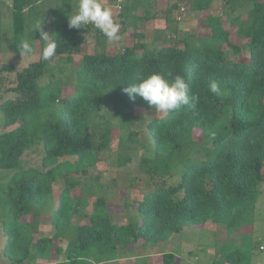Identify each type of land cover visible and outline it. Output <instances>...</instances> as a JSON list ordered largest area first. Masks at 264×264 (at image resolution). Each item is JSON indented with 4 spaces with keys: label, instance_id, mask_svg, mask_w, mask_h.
Returning <instances> with one entry per match:
<instances>
[{
    "label": "trees",
    "instance_id": "16d2710c",
    "mask_svg": "<svg viewBox=\"0 0 264 264\" xmlns=\"http://www.w3.org/2000/svg\"><path fill=\"white\" fill-rule=\"evenodd\" d=\"M49 1L9 4L13 53L19 54L20 42L28 39L33 49L38 43L41 54L33 26L40 22L47 31L48 19V33L56 39L57 49L50 60L43 61L40 55L17 72L13 86L4 89L0 79V95H11L0 103V126L6 129L0 132V171H17L25 152L35 146L43 150L40 169L15 172L0 184V229L5 236L1 252L7 264H38L53 258V264H110L131 248L167 242L184 228L219 225L226 233L241 234L252 220L264 180V2L221 0L222 15L235 27L236 38L245 41L242 46L230 42L221 18L210 13L213 0H173L164 19L180 23L171 13L183 4L196 15L205 13L199 23L209 36L189 35L177 41L163 37L161 46L155 47L140 41V29L156 18V12L149 14L146 8L155 7L157 0H126L114 20L121 24V33L133 29L136 41L122 52L108 54L99 43L105 37L92 25L69 27L71 0H59L54 8ZM110 1L116 5V0ZM140 7L144 14L138 16ZM92 31L95 51L84 53L73 67L69 82L73 91L62 97L67 81L61 74L74 64V52ZM243 47L246 62L227 58L226 51L236 56ZM3 71L13 68L3 65ZM152 73L166 79L182 76L189 97L196 101L194 106L190 102L152 117L145 125L150 144L142 147L151 155L139 159L138 171L147 178L148 191L134 203L135 217L112 221L98 194L103 186L85 181L81 185L80 180L95 167L99 154L109 151L112 128L98 122L100 113L111 111L120 121L134 107L150 110L142 98L131 100L123 89ZM213 81L220 86L218 94L210 91ZM194 131L200 133V141ZM137 145V132L117 138L118 167L131 161ZM173 178L178 181L169 185ZM57 181L63 186L54 197ZM77 187L80 196L74 197L71 192ZM51 206L54 232L35 239L39 213ZM28 216L30 221L23 220ZM77 220L83 223L73 224ZM63 241L65 246L58 245ZM243 255L239 250L226 252L214 264H241ZM161 259L162 264H172L175 255L162 253Z\"/></svg>",
    "mask_w": 264,
    "mask_h": 264
},
{
    "label": "rangeland",
    "instance_id": "374dc122",
    "mask_svg": "<svg viewBox=\"0 0 264 264\" xmlns=\"http://www.w3.org/2000/svg\"><path fill=\"white\" fill-rule=\"evenodd\" d=\"M103 1L104 6L111 8L113 18L116 19L117 14L114 2L110 0ZM171 1L172 0H165L164 2L163 0H157L155 7L152 5L150 8H146L149 14L156 12V17L159 18V20L158 22L157 20L155 21L153 29L147 28L149 23L146 25L142 23L140 32L143 33V38L140 39V41L146 44L152 43L155 47H159L163 42V37L170 41H177L184 40L189 35L195 37L209 36V30L203 28L199 23L200 17H203L205 13L196 15L186 9L185 15L181 17L180 23L177 24V22L173 23L172 21L167 22L164 16L166 17L167 15L165 11L171 7ZM259 1L264 2V0ZM1 3L3 4L0 6V16L3 26H0V67L9 65L13 68V71L0 72V79L5 89L14 85L17 72L26 67L29 63L37 61L41 54L37 42H34V52L31 55L22 57L18 53H13L9 29V25L11 24V11L8 3H10V0H1ZM47 3L51 8H54L56 5H59V0H50ZM77 3H79V0H72L73 6H76ZM210 13L221 18L222 27L230 34V42L243 46L245 41L236 38L235 27H231L226 21L225 16L222 15L223 8L221 0H213ZM136 14L138 16L144 14L143 8H138ZM174 15L175 11L171 13V17L173 16L174 18ZM168 20H170V17ZM46 22V30L48 32L50 22L49 20ZM126 31L125 34L119 32L121 40L117 43H109L106 38H99V43H102L106 48V53L112 54L114 51L122 52L123 49L131 47L135 43L136 40L133 38V29L128 28ZM85 41V44L80 46L73 54L74 64L70 69L61 74L63 79L66 77L65 81H67L66 84H63L61 89L62 97L70 95L73 91L72 85H69L70 80H72L70 75L73 67L77 66L78 61L84 53L92 54L95 51L96 41L93 31L89 37L87 36L85 38ZM226 54L227 58L232 61L246 62L248 59V52L245 47H243L241 53L236 56L230 54L229 51H226ZM44 82L45 78L41 79L39 83L42 84ZM10 96L9 93L0 95V103ZM162 114V112H158L154 108L147 110L141 107H134L127 110L124 113V117L119 121L111 111L100 113L101 118L98 122L102 124L106 122V124L112 128V139L109 151L99 154V161L96 163L95 167L89 169L88 175L81 177L80 181L81 185H83L85 181L103 186L99 189L100 192L98 190V194L103 195L112 221L125 222L135 217V212L132 210L134 203L139 201L142 195L146 194L148 191V180L139 173L138 163L142 156L151 155L148 149L142 147L143 143L150 144V138L146 134L145 125L152 117L161 116ZM2 130L6 129L0 126V132ZM130 131L138 133L140 146L137 145L136 151L131 153V161L128 164L118 167L116 165L117 138L120 135H126ZM193 137L200 141L199 132L194 131ZM42 156L43 150L41 146H35L31 150L25 152L20 159L19 169L17 171H0V184L7 183L15 172H21L27 168L40 169ZM68 159L73 160L74 158L70 157ZM176 181H178V179L173 178L168 181V183L170 185ZM160 182L161 181H156V185H159ZM62 186L61 181H57L54 184V197ZM259 191L260 195L255 205L252 220L249 225L242 230L241 234H238V232L226 233L225 229L219 225H215L209 229L184 228L180 234L173 236L167 242L131 248L129 252L123 253L116 261L110 264H162V253H172L175 255V260L172 264H214L216 261H220L226 252H233L234 250H239L240 253L244 254L243 264H264V250H260V247H264V180L259 186ZM71 193L74 197H79V187L72 190ZM94 199L95 197H91L89 201L92 202ZM90 208V206L87 208L88 213L90 212ZM52 209L51 206L49 210L39 213L38 221L35 223V239L50 237L53 234L54 230L49 221ZM23 220L30 221L31 217H25ZM79 223L83 222L79 220L73 221V224ZM4 242L5 236L0 229V264H7V260L1 252ZM58 245L62 247L65 246V241L59 242ZM54 259L55 258L50 261H38V264H53Z\"/></svg>",
    "mask_w": 264,
    "mask_h": 264
},
{
    "label": "clouds",
    "instance_id": "9594fccd",
    "mask_svg": "<svg viewBox=\"0 0 264 264\" xmlns=\"http://www.w3.org/2000/svg\"><path fill=\"white\" fill-rule=\"evenodd\" d=\"M44 24V22H43ZM70 28L77 30L86 29L92 25L106 38L109 43H117L121 40L119 34L121 24L114 20L110 7L104 6L101 0H79L77 10L68 17ZM33 31L38 33L42 44L41 59L48 61L56 54L57 41L53 35L44 30L40 22H36ZM33 43L24 39L19 45V54L28 56L33 53ZM169 76L171 74H168ZM213 94H218L221 89L217 82L213 81L209 85ZM123 91L131 100L142 98L151 109L162 113H171L182 106H194L196 97H189V88L187 82L180 75L174 78L166 79L164 75L152 73L139 78L138 82L128 84Z\"/></svg>",
    "mask_w": 264,
    "mask_h": 264
},
{
    "label": "built area",
    "instance_id": "2783aa9c",
    "mask_svg": "<svg viewBox=\"0 0 264 264\" xmlns=\"http://www.w3.org/2000/svg\"><path fill=\"white\" fill-rule=\"evenodd\" d=\"M126 0H116V5H115V9H116V13L118 14L120 12V10L122 9V7L125 5ZM186 11V7L181 4L180 6H178V8L175 10V19L177 21L181 20V17L184 15ZM264 249V247H260V250Z\"/></svg>",
    "mask_w": 264,
    "mask_h": 264
},
{
    "label": "crops",
    "instance_id": "0c3cea01",
    "mask_svg": "<svg viewBox=\"0 0 264 264\" xmlns=\"http://www.w3.org/2000/svg\"><path fill=\"white\" fill-rule=\"evenodd\" d=\"M139 1V0H138ZM164 2H165V0H163ZM101 2L103 3L104 1L103 0H101ZM173 3V0L171 1V4ZM10 3H8V5H9ZM77 5H78V3H77ZM77 5L76 6H73L72 5V0H71V15L77 10ZM50 16V14L49 13H47V17H49ZM156 17V16H155ZM49 20V19H48ZM157 20V22H158V20H159V18H155L154 20H150V21H148L147 23H145V25L146 24H148L147 25V28H151V29H153V26H155V21ZM91 34V33H90ZM90 34L88 35V37L90 36ZM85 42L86 41H84V43L83 44H85ZM82 44V45H83ZM82 45H80V46H82ZM79 46V47H80ZM212 228V227H211ZM264 250V249H263ZM218 261H216L215 263H217Z\"/></svg>",
    "mask_w": 264,
    "mask_h": 264
}]
</instances>
